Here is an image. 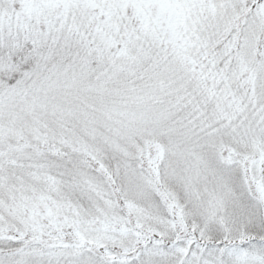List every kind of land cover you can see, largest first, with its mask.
<instances>
[{"label":"snow or ice","instance_id":"1","mask_svg":"<svg viewBox=\"0 0 264 264\" xmlns=\"http://www.w3.org/2000/svg\"><path fill=\"white\" fill-rule=\"evenodd\" d=\"M0 264H264V0H0Z\"/></svg>","mask_w":264,"mask_h":264}]
</instances>
